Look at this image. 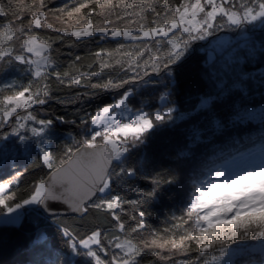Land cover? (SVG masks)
Returning a JSON list of instances; mask_svg holds the SVG:
<instances>
[{
  "label": "snow or ice",
  "instance_id": "obj_1",
  "mask_svg": "<svg viewBox=\"0 0 264 264\" xmlns=\"http://www.w3.org/2000/svg\"><path fill=\"white\" fill-rule=\"evenodd\" d=\"M225 31L243 57L221 73L210 54L193 80V45L222 47ZM82 39L91 62L61 61L57 45ZM50 100L72 118H44ZM57 121L78 132L53 151ZM177 121L193 144L252 128L258 151L173 156ZM33 153L21 188L27 169L12 166ZM0 170V247L20 250L15 264H264V0H0ZM165 197L179 207L162 214Z\"/></svg>",
  "mask_w": 264,
  "mask_h": 264
},
{
  "label": "trees",
  "instance_id": "obj_2",
  "mask_svg": "<svg viewBox=\"0 0 264 264\" xmlns=\"http://www.w3.org/2000/svg\"><path fill=\"white\" fill-rule=\"evenodd\" d=\"M7 2L8 0H5V3ZM52 3H59V0H52ZM223 34L228 35L233 39L238 38L239 36V34H233L232 32L228 31H225L223 33H217L216 36L218 37L219 35ZM258 38L259 30H257L256 39L258 40ZM209 39L212 40L214 38L208 37L206 38V41H198L193 45L194 51L192 54V58L187 64L188 72L193 80L197 78L200 71L207 66V62L209 61V58L207 57L209 49L206 48V42H208ZM96 46L97 45L95 44V42L90 45H87L86 41L82 39L79 44L72 45L71 51L66 45L58 44L57 48H59V57L61 61L67 62V60L69 59L74 60V57L79 55L82 58L80 64L86 66L92 60V57L88 55V49H94ZM244 51L245 50L241 46H238L233 52L231 58L229 59L224 58L223 56L217 54L214 51L212 59L215 62L216 68L220 70L221 73H223L224 71H227V66L229 64L243 57ZM259 68L260 65L255 64V62L252 65L248 66V70H259ZM83 70L84 68H81V71ZM204 87L205 85L201 83L200 90H203ZM57 94L63 95L62 92ZM191 94L193 99L190 101V103H197L196 96L198 95V90L194 89ZM102 99L106 102L111 101V97H103ZM97 103V101L93 100L91 101V107H89V104H80L77 105V107H81L89 112H92L94 111ZM72 111V106L61 105L54 100H50L44 106V111L41 113V115L44 118L54 119L56 115L67 114V118L71 119ZM77 132L78 129L74 125L62 124L57 121L56 128L54 130L55 143H53L52 145V150H57V148L63 143H70L71 141L67 139L68 135L70 133L76 135ZM173 134L176 136V142L171 144L168 150L173 156L183 153V156L181 158H188L190 152H195L197 154L198 159L202 162H206L210 158L220 157L221 155L223 157H237V159L239 160L243 156H248L250 150L258 151V149H256V147L252 143H250L248 139L249 135L255 134V131L252 128H245L238 135L233 134L230 138L219 137L217 139H212L210 135H205L193 144V142L188 138L191 133L185 130V125L181 121H177V128ZM17 143L19 142L17 141ZM185 145H189L190 148L186 149ZM36 159L37 157L35 153H33L30 159L27 156H22L18 159V163L12 166L14 168H19L21 171L27 169V172L21 177V188L24 187L25 183H30L32 176L37 174L36 172H34V161ZM44 171L46 172L47 170L45 169ZM6 178V170H0V179ZM129 198L134 199L135 194L129 193ZM178 200L179 197H176L175 201H169L167 197H165L162 203L157 206V208L162 214H166L169 211V208L179 207ZM163 218V215H160L158 217L154 216L150 220V223L157 227H163V225L161 224ZM35 228L36 226L32 225L33 235H35ZM7 231L9 232V236L14 238V233L18 231V229L13 228L8 229ZM52 231H55V229L53 228ZM19 258L20 250L12 244H10L6 248L0 247V264H15V262Z\"/></svg>",
  "mask_w": 264,
  "mask_h": 264
},
{
  "label": "rangeland",
  "instance_id": "obj_3",
  "mask_svg": "<svg viewBox=\"0 0 264 264\" xmlns=\"http://www.w3.org/2000/svg\"><path fill=\"white\" fill-rule=\"evenodd\" d=\"M220 38L221 41H223V46L222 47H216L214 46L213 44V41L214 39L212 40H208V42H206V48L209 49L208 50V54H207V57L209 58L210 54H211V57L213 56L214 54V51L223 56L224 58H231L233 52L235 51V49L238 47V46H242L243 45V40L240 39V37L238 36V38H231L230 36L228 35H219L218 36ZM247 156H243L242 158H246Z\"/></svg>",
  "mask_w": 264,
  "mask_h": 264
}]
</instances>
